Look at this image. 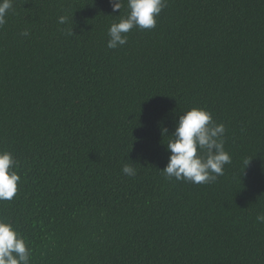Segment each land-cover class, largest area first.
Returning a JSON list of instances; mask_svg holds the SVG:
<instances>
[{"label": "trees", "instance_id": "trees-1", "mask_svg": "<svg viewBox=\"0 0 264 264\" xmlns=\"http://www.w3.org/2000/svg\"><path fill=\"white\" fill-rule=\"evenodd\" d=\"M12 3L0 150L21 180L0 217L30 264H264V0H167L155 28L117 49L107 32L127 0L116 12L110 0ZM193 107L225 125L231 155L207 184L162 172Z\"/></svg>", "mask_w": 264, "mask_h": 264}, {"label": "clouds", "instance_id": "clouds-1", "mask_svg": "<svg viewBox=\"0 0 264 264\" xmlns=\"http://www.w3.org/2000/svg\"><path fill=\"white\" fill-rule=\"evenodd\" d=\"M113 12L124 8L125 0H110ZM167 6V0H127V12L120 16L108 28L107 47L117 49L127 43L133 28L150 30L155 28L157 17ZM12 0H0V27L6 23V16L12 9ZM60 24H66L68 17L58 18ZM21 35L28 36L25 29ZM66 35H73L68 29ZM167 134V129L162 130ZM226 128L216 123L212 114L205 108L193 107L179 116L174 132L166 143L170 152L163 174L171 179L185 180L194 184H207L224 175V167L231 163V155L224 147ZM250 161H246L248 166ZM18 161L13 154L0 150V201H10L18 192L20 175L15 170ZM122 172L135 176L136 169L124 164ZM258 223H264V213L256 216ZM31 249L28 242L14 225L0 217V264H30Z\"/></svg>", "mask_w": 264, "mask_h": 264}]
</instances>
